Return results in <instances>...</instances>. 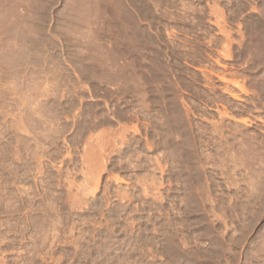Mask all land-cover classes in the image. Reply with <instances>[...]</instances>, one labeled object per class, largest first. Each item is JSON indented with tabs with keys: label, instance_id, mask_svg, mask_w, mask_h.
Instances as JSON below:
<instances>
[{
	"label": "rangeland",
	"instance_id": "1",
	"mask_svg": "<svg viewBox=\"0 0 264 264\" xmlns=\"http://www.w3.org/2000/svg\"><path fill=\"white\" fill-rule=\"evenodd\" d=\"M0 264H264V0H0Z\"/></svg>",
	"mask_w": 264,
	"mask_h": 264
},
{
	"label": "bare ground",
	"instance_id": "2",
	"mask_svg": "<svg viewBox=\"0 0 264 264\" xmlns=\"http://www.w3.org/2000/svg\"><path fill=\"white\" fill-rule=\"evenodd\" d=\"M228 55V54H227ZM224 57V56H223ZM136 131V130H135ZM136 133V132H135Z\"/></svg>",
	"mask_w": 264,
	"mask_h": 264
}]
</instances>
